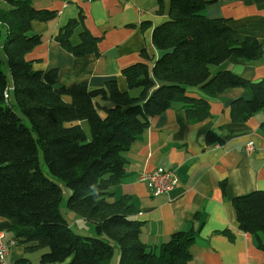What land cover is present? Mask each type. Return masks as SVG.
I'll return each instance as SVG.
<instances>
[{"label":"trees","instance_id":"1","mask_svg":"<svg viewBox=\"0 0 264 264\" xmlns=\"http://www.w3.org/2000/svg\"><path fill=\"white\" fill-rule=\"evenodd\" d=\"M208 3L170 0L167 21L152 31L162 54L152 66L138 61L125 67L127 90L121 91L114 79L97 88L85 82L64 86L57 82V69H34L26 55L41 35L32 31V22L55 13L34 8L31 0H0V216L10 223L11 245L40 250V264H109L115 249L116 264H189L193 229L147 244L131 197H115L112 189L125 174L124 153L152 116L174 103L182 105L188 123L210 116L207 99L189 96L188 87L211 95L246 89L249 97L230 103L233 122L264 113V79L211 70L231 57L259 59L261 42L253 36L239 39L230 19L208 18L203 13ZM82 19L69 20L55 40L74 56L97 54V39L87 30L73 40ZM5 63L7 70L1 67ZM259 129L264 133V120ZM206 141L222 139L208 132ZM61 184L71 191L66 207L91 223V234L75 233L61 213ZM232 205L241 231L264 232V190L236 195ZM222 233L231 236L227 229ZM17 264L31 261L24 257Z\"/></svg>","mask_w":264,"mask_h":264},{"label":"crops","instance_id":"2","mask_svg":"<svg viewBox=\"0 0 264 264\" xmlns=\"http://www.w3.org/2000/svg\"><path fill=\"white\" fill-rule=\"evenodd\" d=\"M203 13L208 18L230 19L237 37H255L263 46L261 57L244 61L231 57L212 66L230 70L249 81L264 79V0H207ZM39 10L55 13L47 21H33L32 31L41 43L27 53L34 69L58 71L57 82L71 86L85 82L90 88L114 79L121 91L127 90L122 70L138 61L152 66L162 54L152 43L153 29L167 21L170 0H31ZM83 23L75 30H87L97 39V54L74 56L55 40L59 29L71 19ZM146 55L143 56L142 51ZM149 57V58H146ZM192 97H204L210 116L188 123L180 103L154 115L149 126L124 153L125 174L112 191L115 197L128 195L142 222L141 239L150 245L165 241L172 233L193 229L195 239L189 247V264H264V232L247 233L239 229L232 197L264 190V133L259 129L264 113L257 112L245 122H233L230 103L249 97L246 89L230 88L219 95L188 87ZM208 132L221 137V143H207ZM253 148L246 151L248 143ZM158 167L172 170L177 183L167 194L152 195L139 179L143 171ZM75 220H80L72 213ZM9 221L0 216V233L12 240ZM227 229L231 236L222 233ZM13 241V240H12ZM26 243L11 245L5 263L17 264L28 258L34 264L36 251ZM32 258V259H31ZM39 256L36 258L35 261Z\"/></svg>","mask_w":264,"mask_h":264},{"label":"built area","instance_id":"3","mask_svg":"<svg viewBox=\"0 0 264 264\" xmlns=\"http://www.w3.org/2000/svg\"><path fill=\"white\" fill-rule=\"evenodd\" d=\"M252 148L253 143L250 142L246 146V151ZM139 179L146 183L148 189L154 196L169 193L177 183L174 172L164 167H158L151 171H143L140 173ZM2 237L3 235L0 233V263H5V255L11 242L4 243Z\"/></svg>","mask_w":264,"mask_h":264},{"label":"rangeland","instance_id":"4","mask_svg":"<svg viewBox=\"0 0 264 264\" xmlns=\"http://www.w3.org/2000/svg\"><path fill=\"white\" fill-rule=\"evenodd\" d=\"M1 67H2L3 70H7V64L6 63L2 64ZM14 110L18 114H20L22 116V114H21V112H20V110H19V108L17 106L14 107ZM23 119H24L26 124H29V122H28V120L26 118L23 117ZM87 131H88V128H87ZM38 154L41 157V152L40 151H38ZM42 167H43V170H45V172H46V166L44 164H42ZM61 187H62V201H61V204H60V211L68 219L71 229L75 233L84 234V235L91 234L90 233V232H92L91 231L92 230L91 223H89L88 221H85L83 219L75 220L74 216H72L73 212L70 211L66 207V200H67L69 194L71 193V191H70L69 188L65 187L63 184H61ZM43 250L47 251V249H43ZM40 255H41V251L37 250L35 252L34 256L32 257L33 260H34V264H40L39 258L37 259V261H35L38 256L40 257ZM118 257H119V252H118V250L115 249L114 255H113L112 259L110 260L109 264H116Z\"/></svg>","mask_w":264,"mask_h":264}]
</instances>
